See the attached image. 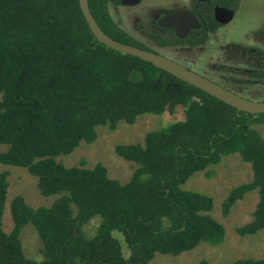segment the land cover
I'll return each mask as SVG.
<instances>
[{"label":"trees","instance_id":"1","mask_svg":"<svg viewBox=\"0 0 264 264\" xmlns=\"http://www.w3.org/2000/svg\"><path fill=\"white\" fill-rule=\"evenodd\" d=\"M87 1L104 33L147 49L111 17L109 4L121 0ZM202 39L177 41L194 45ZM177 106L183 118L147 131L143 144L114 145L117 155L136 164L124 183L109 178L99 162L87 168L55 160L93 141L97 125L113 129L120 120L132 123L138 115ZM252 116L264 120V112L236 109L148 61L107 47L88 28L78 0H0V144L7 145L0 163L26 168L40 194L56 196L48 206L32 207L15 195L9 202L12 227L5 232L9 171L0 170V264H148L155 253L216 245L224 227L209 214L212 198L181 185L234 152L250 163L252 176L228 191L221 213L255 189L252 218L235 228L239 235L254 234L264 227V138L250 126ZM95 215L99 223L88 237L82 225ZM27 223L41 241L40 260L22 251L19 233ZM228 264H264V257Z\"/></svg>","mask_w":264,"mask_h":264},{"label":"rangeland","instance_id":"2","mask_svg":"<svg viewBox=\"0 0 264 264\" xmlns=\"http://www.w3.org/2000/svg\"><path fill=\"white\" fill-rule=\"evenodd\" d=\"M240 2L241 8L238 15L231 24L228 23L227 29L224 26L221 27L211 35H207L203 43L193 48L158 47L147 39L141 32L143 20L136 19L134 16L135 13L141 15L143 8L132 10L124 4H109L108 10L113 20L117 21L122 29L138 42L144 43L156 52L189 67L232 92L256 101H264V57H262L264 55V0H241ZM145 4L147 0L144 1ZM182 118L183 107L177 106L171 112L138 115L132 123L120 120L113 129L106 125H97L93 141L80 142L73 151L58 155L55 160L65 166L77 165L87 168H92L99 162L105 167L109 178L124 183L129 180L136 164L117 155L114 145L117 143L143 144L147 131L160 129ZM255 119V116H252L249 124L264 138V120ZM6 148V144H0V152ZM2 169H7L9 175L1 222L2 229L9 232L12 227L9 202L15 195L21 194L25 202L32 207L48 206L56 196L40 194L36 186V177L26 168L0 163V170ZM251 176L250 163L243 161L235 152L224 155L217 163L191 174L181 188L200 192L212 198L213 205L209 214L223 225L224 238L216 245L200 242L194 248L176 255L155 253L148 264H196L202 258L206 259L207 264H228L237 258L264 257V227L251 235H239L235 231L237 226L252 218L251 213L257 202V191L253 189L237 199L225 216L221 213V201L228 191L238 184L249 181ZM98 223L97 215L84 223L82 230L85 235L92 236L96 232ZM113 235L120 241L122 253L126 257L128 251L122 237L117 232ZM19 239L22 251L27 258L37 260L43 258L41 241L30 223L22 227Z\"/></svg>","mask_w":264,"mask_h":264},{"label":"water","instance_id":"3","mask_svg":"<svg viewBox=\"0 0 264 264\" xmlns=\"http://www.w3.org/2000/svg\"><path fill=\"white\" fill-rule=\"evenodd\" d=\"M135 1L136 0H121V4H132ZM78 5L87 23V26L94 37L107 47L148 61L155 67H158L159 69H162L176 76L177 78L207 92L208 94L222 100L236 109L244 110L250 113L264 112V101H256L232 92L217 82L185 67L184 65L172 59H169L166 56L112 39L106 33H104L96 23L88 7V1L78 0ZM158 24L164 27L175 28L176 35L179 37L185 36L189 28L199 26L197 19L192 15L191 12L186 10H176L173 13L167 14L158 20Z\"/></svg>","mask_w":264,"mask_h":264},{"label":"flooded vegetation","instance_id":"4","mask_svg":"<svg viewBox=\"0 0 264 264\" xmlns=\"http://www.w3.org/2000/svg\"><path fill=\"white\" fill-rule=\"evenodd\" d=\"M144 1L145 0H136L132 4L124 5H127V7L131 8L132 10L143 8L141 15L137 13L134 14L132 10L131 13L134 14L136 19L140 18L143 20L144 25H142L143 30H141V32L147 39L152 41L158 47H197L199 44L205 41L204 39L207 35H211L214 31L220 29L223 26L227 29L228 23L231 24L236 19V15H238V11L241 8V0H147V4L145 5ZM176 10H186L191 12L192 15L197 19L199 26L189 28L185 36L179 37L176 35L175 28L164 27L158 24V20L161 17L173 13ZM145 17L146 19H143ZM187 36H191L192 38L196 36L203 39L194 45L177 41ZM140 44L147 47L146 50L156 52L144 43ZM258 52L260 53L261 51ZM156 53L161 54L159 52ZM258 57H261V55H258ZM262 57H264V55H262Z\"/></svg>","mask_w":264,"mask_h":264}]
</instances>
